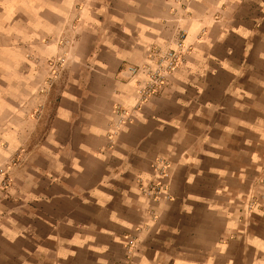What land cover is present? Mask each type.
Wrapping results in <instances>:
<instances>
[{"label":"crops","instance_id":"obj_1","mask_svg":"<svg viewBox=\"0 0 264 264\" xmlns=\"http://www.w3.org/2000/svg\"><path fill=\"white\" fill-rule=\"evenodd\" d=\"M155 45L183 63L109 137ZM0 169V264H264V0H0Z\"/></svg>","mask_w":264,"mask_h":264},{"label":"built area","instance_id":"obj_2","mask_svg":"<svg viewBox=\"0 0 264 264\" xmlns=\"http://www.w3.org/2000/svg\"><path fill=\"white\" fill-rule=\"evenodd\" d=\"M182 39L183 34L179 33L174 40L177 47L181 46ZM183 60L182 51L169 46L155 45L148 51L146 60L142 64L125 67L126 77L136 80L137 97L131 111L116 106V112L120 114V119L115 123L114 131L109 134V137L117 133L120 124L129 120L136 109L167 86L169 77L183 63ZM151 166L157 175H166L168 173L169 163L164 159L154 160ZM0 175V191L2 192L8 188L9 177L3 172V169H0ZM255 185L259 186V189L255 194L249 195L244 206V212L246 213H251L257 206L264 204V177L258 178ZM139 186L142 195L150 200H156L159 192L163 189L161 183L154 179H149L145 182L139 180ZM147 214L151 219L155 218V214L151 209L147 210ZM125 241L128 254L135 246L136 236L126 235Z\"/></svg>","mask_w":264,"mask_h":264},{"label":"rangeland","instance_id":"obj_3","mask_svg":"<svg viewBox=\"0 0 264 264\" xmlns=\"http://www.w3.org/2000/svg\"><path fill=\"white\" fill-rule=\"evenodd\" d=\"M59 61H61V58H59L58 60L56 59L55 61H48V65L50 64L51 69H52L53 71H56V69H58V67H59V65H60ZM56 72H58V71H56ZM56 76H57V73L52 74L51 80H54ZM48 80H49V82L51 81V80H50V77H48ZM46 81H47V80H46ZM49 82H47V85L50 84ZM8 187H9V186H8ZM2 192L4 193V192H6V191L4 190V191H2ZM0 195H1V191H0Z\"/></svg>","mask_w":264,"mask_h":264}]
</instances>
